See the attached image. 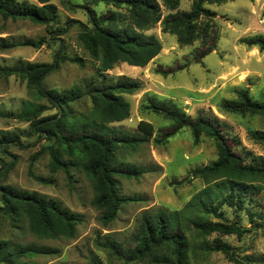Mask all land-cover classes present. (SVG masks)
<instances>
[{"label": "rangeland", "instance_id": "1", "mask_svg": "<svg viewBox=\"0 0 264 264\" xmlns=\"http://www.w3.org/2000/svg\"><path fill=\"white\" fill-rule=\"evenodd\" d=\"M26 1L36 3V0ZM52 2L58 8V17L53 24L5 20L0 16V38L19 43L28 39L49 40L40 48L18 46L0 50V66L52 63L60 48L68 57L81 58L83 66L68 60L60 64L58 70L44 79L42 88L63 90L79 87L83 97L70 109L76 115H84L92 108L86 81L98 83L103 80L97 74V64L79 40L82 27L78 22L89 23V4L87 0ZM190 6V0H181V10H189ZM90 7L98 14L109 9L117 10L105 4ZM207 8L217 14L219 42L216 50L202 63L194 61V50L200 46V41L181 46L176 36L163 33L158 24L146 32L155 35L162 44V51L155 59L143 68L120 63L107 72V82H116L124 76L140 83L136 93L122 94L130 104V118L112 126L141 136L137 130L140 121H146L154 128L149 142L134 151L120 152L121 162L141 168L143 174L135 178L117 177L119 195L129 200L108 225L101 222V211L92 205L94 189L87 175L76 166H71L69 172L53 169L50 166L51 151L47 147L57 148V143L45 139L47 135L34 131L30 122L19 118L28 110L29 103L50 104L37 100L26 80L15 75H0V131L18 134L23 143V148L8 145L5 152H0V157L9 165L0 185L37 192L82 217L74 238L48 239L34 235L25 216L15 221L0 214V242H7L10 249L20 245L39 249L41 254L25 259L35 264H150L148 258L127 262L117 249L129 252L135 248L134 236L145 212H156L161 208L183 209L206 186L194 171L218 158L214 140L202 136L195 142L188 128L163 144L156 143L159 131L171 126V121L146 108L152 98L171 101L191 119L205 116L218 122L234 149L244 156L248 164L264 166V142L253 135L256 131L264 133V115L227 113L219 107L223 100L236 99L239 90H248L253 100L264 101V49L248 47L241 42L244 38L264 35V0H233L207 5ZM70 21L75 23L69 24ZM180 66L185 68L167 76L157 72L160 67ZM56 113L57 109L51 108L43 112L41 118ZM63 158L69 160L66 155ZM261 202L262 205L258 206L260 216L254 217V221L249 220L245 210L235 211L223 205L218 209V213H223V219L209 216L213 222H237L248 230L241 237L214 233L203 238L191 231L189 236L194 247L192 264H236L225 254L206 251L202 247L206 241L211 243L216 238L232 246L244 264H264V201ZM255 209L252 206L254 212ZM246 256L249 260L244 259Z\"/></svg>", "mask_w": 264, "mask_h": 264}, {"label": "trees", "instance_id": "2", "mask_svg": "<svg viewBox=\"0 0 264 264\" xmlns=\"http://www.w3.org/2000/svg\"><path fill=\"white\" fill-rule=\"evenodd\" d=\"M52 1L36 0V3H31L26 0H0V16L5 20L53 24L58 17V8ZM190 1V9L181 10V0H87L89 23L78 22L82 27L79 40L97 64V74L103 79L98 83L86 81L87 95L92 101V108L87 114L76 115L70 109L73 103L83 97L79 87L63 90L42 88L44 79L58 70L60 64L68 60L83 66L81 58L68 57L60 48L52 63L0 66V75H15L26 80L35 98L50 104L29 103L28 110L19 118L30 122L34 131L47 135L45 139L57 143V148L47 147L51 151L50 166L53 169L69 172L71 166H76L91 180L94 189L92 205L101 211L100 219L104 225L114 221L121 206L129 200L119 195L117 177L135 178L143 174L141 168L121 162V150L134 151L149 142L154 134L152 124L146 121L138 123L137 130L142 136L131 135L112 126L130 118V104L122 94L136 93L140 83L124 76L116 82H107V72L120 63L143 68L155 59L162 51V44L155 35L146 32L158 24L163 33L176 36L181 46L200 41V46L194 50V61L202 63L205 57L216 50L219 42L217 14L207 5L233 0ZM99 4L117 10L109 9L98 14L90 5ZM72 23L75 21L69 24ZM48 42L45 38L38 41L28 39L22 43L0 38V50L18 46L40 48ZM241 42L248 47L264 49V35L244 38ZM183 68L185 66L169 69L160 67L157 72L167 76ZM237 95L234 100H223L220 109L239 115H264V101L253 100L248 90H239ZM51 108L57 109V113L41 118L43 112ZM146 108L171 121V126L159 131L156 143L163 144L188 128L195 142L202 136L213 139L218 158L212 164L194 171L206 186L183 209L161 208L156 212H145L134 236L135 248L129 252L121 249L117 251L127 262L148 258L150 264H192L194 247L189 236L191 231L203 238L214 233L241 237L248 231L237 222L209 220L210 215L223 219V213H218L222 205L235 211L245 210L250 221L260 216L258 206L264 201V166L248 164L244 156L234 149L220 124L209 117L191 119L176 104L157 98L150 99ZM253 135L264 142L263 132L256 131ZM8 145L23 148L18 134L0 131V152H5ZM64 155L69 160H64ZM6 166L9 165L0 157V182L6 175ZM252 206L256 207L255 212ZM0 214L8 215L15 221L25 216L31 232L37 237L48 239L74 238L82 222L81 216L63 208L56 200L10 185H0ZM113 244L116 245L115 242ZM202 247L206 251L223 253L236 264H244L232 246L220 238L211 243L206 241ZM41 253L33 246L20 245L10 249L7 242H0V264H35L25 259ZM244 259L249 260L247 256Z\"/></svg>", "mask_w": 264, "mask_h": 264}, {"label": "water", "instance_id": "3", "mask_svg": "<svg viewBox=\"0 0 264 264\" xmlns=\"http://www.w3.org/2000/svg\"><path fill=\"white\" fill-rule=\"evenodd\" d=\"M217 23H218V21H217Z\"/></svg>", "mask_w": 264, "mask_h": 264}]
</instances>
